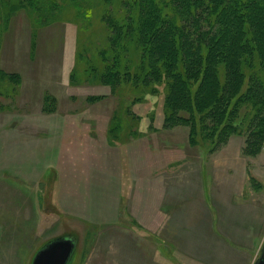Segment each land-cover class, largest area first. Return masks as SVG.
<instances>
[{"label":"rangeland","instance_id":"1","mask_svg":"<svg viewBox=\"0 0 264 264\" xmlns=\"http://www.w3.org/2000/svg\"><path fill=\"white\" fill-rule=\"evenodd\" d=\"M73 2L34 0L17 11L7 5V15L0 19V70L15 74L13 80L0 82V264H33L37 253L57 239L75 242L67 264H227L230 250L219 249V239L227 243L217 228L232 237L233 222L227 217L233 212L238 220L236 213L243 211L229 201L264 204V130L255 134L264 107L256 111L251 103H239L232 112L218 113L214 122L205 118L184 124L176 117L191 112L181 106L173 122H166L163 86L155 84L135 100L130 93L120 95L109 85L86 81L84 74L71 84L75 62L86 66L88 54L102 42L105 25L98 19L92 26L88 20L79 21ZM78 3L84 16L87 5L84 0ZM57 7L62 14L46 21V14ZM122 104L129 113L118 111ZM173 138H187V145H175ZM244 147L252 155L247 174L226 161L213 165L215 152L221 153L219 158H232L239 148L244 155ZM165 149H181L185 163L180 164L188 170L189 183L183 197L184 222L173 221L163 243L139 219L146 212L136 208L146 206V196L136 195L135 184L131 190V179L126 177V186L119 180V188L109 182L116 183L123 171L127 176L139 172L135 183L139 180V187L146 188L145 175L158 168L152 163L167 154ZM202 171L204 193H198L205 204L196 217L192 183L197 178L199 182ZM234 176L244 177V189L232 184ZM133 197L139 202L132 203ZM254 207L246 211L264 214V205ZM254 224L251 229L260 228L264 234V223ZM256 240L249 259L241 252V261H234L236 255L230 254V264H256L264 235ZM230 244L245 246L244 241Z\"/></svg>","mask_w":264,"mask_h":264},{"label":"trees","instance_id":"2","mask_svg":"<svg viewBox=\"0 0 264 264\" xmlns=\"http://www.w3.org/2000/svg\"><path fill=\"white\" fill-rule=\"evenodd\" d=\"M33 1L0 0V19L7 5L17 11ZM70 1L79 21L105 24L86 66L75 62L71 84L84 74L86 81L130 93L135 100L158 84L167 95L166 122H173L181 106L191 112L176 117L184 124L214 122L218 113L232 112L239 103H251L256 111L264 107V0H84V16L81 3ZM56 10L46 14V21L62 14L63 9ZM12 76L0 70V82ZM118 111L129 113L123 104ZM257 128L255 134L264 130V118ZM244 152L251 155L246 147Z\"/></svg>","mask_w":264,"mask_h":264},{"label":"crops","instance_id":"3","mask_svg":"<svg viewBox=\"0 0 264 264\" xmlns=\"http://www.w3.org/2000/svg\"><path fill=\"white\" fill-rule=\"evenodd\" d=\"M75 52H76V48L74 49V59H75ZM73 64L74 62H71V67L69 68V71L72 70L73 68ZM68 71V78H69V73ZM68 79H66L67 81ZM172 141L175 142V145H183L186 146L188 140L187 138L185 139L184 142L178 140L177 138H173ZM229 143H226L225 145H223V149L227 147ZM225 146V147H224ZM222 149V150H223ZM221 150V151H222ZM220 151V152H221ZM241 148L234 150V154L232 156V158H228L226 157L227 155H225V157L223 158H219V155L221 153H214L213 156H211V159L213 161V165L215 167L218 166V164L222 165L225 161H226V165L230 166V167H235V169L240 170L242 173L246 174L248 173L247 170V162L250 161L252 157V155H248V154H241L240 153ZM244 151V148H243ZM165 152L167 154L165 155H160V157H156V159L158 160L157 163L153 162L152 165L156 166V164H158V168L157 169H153L150 171H147V175L146 179H147V187H139L140 181L138 180L135 183V177L137 179H139V172L137 174H134L132 172L129 173V176L126 175V173L121 172V176L118 175V177L115 182H109L110 187L113 186H117L118 188L121 186L119 184H121V182H119V180H122V183L124 186H126V177H129L130 180V184H131V190L133 191L136 185V189H137V196L140 195V193L144 194V196H146V199H144L143 201H145L146 206H143L142 209L141 207L137 206L136 209L140 210L141 212H146V216L144 214V216H141V214L138 215L139 219L146 222L147 226H149L150 229V233L152 235V237L154 239H161L160 241H162L163 243L167 242L166 239V232L167 230L170 228L169 226L173 225V221H176L177 223H182L184 222V217H185V213L183 212L184 210V206L186 204V198L183 199V197H185V193L187 191V186L186 183H189V177H188V170L187 169H183L180 163H185V160H183L182 158V152L181 149H176L175 153L171 152L168 149H165ZM245 153V152H244ZM151 157H149L150 159ZM219 158V159H218ZM119 159L117 160L118 163ZM175 165H177L178 167H176ZM175 168V169H174ZM234 180L232 181V184L236 185L240 184L241 188L244 189L245 187V180L244 177L242 178H237V176H234ZM200 180L198 182V178L194 184V182L192 183L195 186V191H193V200L195 202V216L198 217V210L201 208H204V198L202 196L199 195L198 192H203V186H204V176H203V171L201 173V175L199 176ZM212 180V177H211ZM128 182V181H127ZM184 186L183 189H178L177 186ZM191 184V183H190ZM107 187L108 186V182L105 184ZM119 185V186H118ZM198 189H200V191H198ZM234 189V193H236V195L239 193L238 190ZM238 192V193H237ZM188 195V193H186ZM186 195V196H187ZM132 203L137 202L139 199V197L137 198H132ZM137 200V201H135ZM244 201V200H243ZM139 202V201H138ZM229 203H235V207H237L238 209H241L243 211H240L238 213H236V218L238 220H235V216L234 213L232 212L230 214V216L227 217V219H229V221H232L233 223L231 224V229L229 231V235H231L232 237L229 238L225 237V234H219V228H217V233L219 236H221L222 238H226L225 239V243L227 244H220V239L218 240V247L219 249L222 248L223 251L230 250V254H235L236 257L233 258L234 261L238 260L239 262L241 261V255L238 256L239 253L243 252L246 254L247 257H243L245 259H247L249 257L250 251L253 249V244L255 245V242L257 241L256 239L258 238L260 240L261 236L264 235L263 233H261L262 231L260 230H254L251 229L253 226H255L254 223H259V220H261V224L264 223V214L263 215H255L253 212H247V208L252 209L253 206H255L254 208H258L263 209V205H256L253 204L251 202H245L244 203H236V202H230ZM237 204V205H236ZM240 206V207H238ZM261 216V217H260ZM241 218V219H240ZM253 219V220H252ZM252 220V221H251ZM175 222V223H176ZM238 223V224H236ZM165 234V235H164ZM220 237V238H221ZM244 241L245 246L241 245L239 246L240 248L231 245L230 243H240ZM247 241H249V244L252 242V246L250 247L247 244ZM236 247V248H235ZM247 249V250H246ZM225 259L227 264H230V260L228 261V257ZM156 255V253H155ZM238 256V257H237ZM159 258V256H157ZM241 257V258H240ZM157 258V259H158ZM154 260L156 259L153 258ZM232 259V260H233ZM249 259V258H248ZM162 261V260H160ZM163 262V261H162ZM158 264H161V262H158Z\"/></svg>","mask_w":264,"mask_h":264},{"label":"water","instance_id":"4","mask_svg":"<svg viewBox=\"0 0 264 264\" xmlns=\"http://www.w3.org/2000/svg\"><path fill=\"white\" fill-rule=\"evenodd\" d=\"M75 249L72 239H57L40 250L33 260V264H67ZM256 264H264V250Z\"/></svg>","mask_w":264,"mask_h":264}]
</instances>
